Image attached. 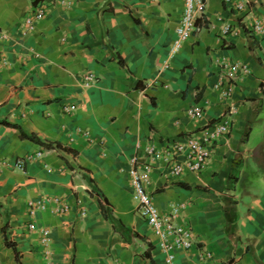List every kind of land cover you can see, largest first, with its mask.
<instances>
[{"label":"crops","instance_id":"0c3cea01","mask_svg":"<svg viewBox=\"0 0 264 264\" xmlns=\"http://www.w3.org/2000/svg\"><path fill=\"white\" fill-rule=\"evenodd\" d=\"M36 2L47 6L46 16L23 34ZM183 8V0H0L7 61L0 121L62 147L45 148L0 124V159L41 152L23 169L0 167V264L46 263L30 221L50 229L53 264H165L132 199L131 159L137 155L141 167L148 142L163 146L222 119L229 131L202 171L176 177L155 161L147 190L162 213L183 205L172 222L189 226L194 244L176 251L177 264H264V46L250 30L252 18L264 17V0L242 11L206 0L205 20L169 59ZM226 23L239 24L238 32L221 34ZM221 59L250 70L229 96L222 95L225 82L215 87ZM88 72L97 80L85 86ZM195 104L199 119L186 114ZM258 129L261 142L250 147ZM49 197L69 210L56 214L47 203L29 215L30 200Z\"/></svg>","mask_w":264,"mask_h":264},{"label":"built area","instance_id":"2783aa9c","mask_svg":"<svg viewBox=\"0 0 264 264\" xmlns=\"http://www.w3.org/2000/svg\"><path fill=\"white\" fill-rule=\"evenodd\" d=\"M68 3L71 0H65ZM184 8L180 22L175 30V37L169 47L168 58L171 59L181 48L184 41L189 39L197 27V21L205 20L206 0H183ZM231 1L233 9L242 11L249 5L250 0H227ZM47 13V6L41 2H36L26 16L23 17L21 31L23 34L29 33L35 29L37 21L43 19ZM239 24L226 23L221 29V34H236ZM252 34L258 37L261 46H264V17L252 18L250 23ZM7 61L0 54V66L6 65ZM168 63L165 62L164 66ZM219 86L225 82V89L222 91L223 96H229L233 92V85L237 78H241L250 73L249 67L245 63H241L234 59H221L218 63ZM223 79V80H222ZM97 77L94 73L88 72L83 74V84L90 86L94 84ZM63 109L71 112L75 109L73 105H65ZM186 114L191 119H199L203 114L200 105L195 104L186 109ZM228 120H215L195 131L166 142L163 146L156 143L148 142L144 146V152L148 156V160L142 164L138 163L137 155L131 159V168L129 169L130 184L132 187V199L135 202V208L139 215L144 218L157 237L159 246L165 255V264H177L176 251L187 250L194 244V237L189 226L183 224H175L172 218L177 215L182 204L172 208L169 213H162L156 207L152 195L147 190L150 183V172L152 164L155 161H162L166 164L168 170L173 176H181L185 172L198 173L202 171L211 156L213 145L222 136L229 131ZM140 144H137L139 146ZM41 152H37L34 156H27L25 159H16L13 162L0 159V167L15 166L23 169L24 162L27 159L39 158ZM47 203L52 204L51 211L56 214H64L69 210V205L60 197H49L40 201L30 200L28 202V213L33 215L36 210H44ZM180 206V207H179ZM81 213L85 211L82 208ZM29 230H37L39 232V244L44 258L45 264H53L50 260L51 254V236L48 227H36L35 222L28 223Z\"/></svg>","mask_w":264,"mask_h":264},{"label":"trees","instance_id":"16d2710c","mask_svg":"<svg viewBox=\"0 0 264 264\" xmlns=\"http://www.w3.org/2000/svg\"><path fill=\"white\" fill-rule=\"evenodd\" d=\"M118 62L123 64V60L121 58L118 59ZM138 84V83H137ZM0 124H3V125H7V126H11V127H15L19 130V133H20V136L21 138H26V139H29L35 143H38V144H41L43 145L45 148H48V149H56V150H62V147H61V144L58 143V142H46V141H42L39 137H37L35 134H28L26 132H24L21 127L17 124H14V123H10L6 120H2L0 121ZM181 186L185 187V188H190V186H188L187 184L185 183H179ZM5 244H7V246L9 247H12L13 250H14V253H15V257L18 256V251L16 249V246H15V243L10 241V240H7L5 239ZM150 246V245H149Z\"/></svg>","mask_w":264,"mask_h":264},{"label":"rangeland","instance_id":"374dc122","mask_svg":"<svg viewBox=\"0 0 264 264\" xmlns=\"http://www.w3.org/2000/svg\"><path fill=\"white\" fill-rule=\"evenodd\" d=\"M263 131L261 129H258L257 132H255V134L257 135L248 145L250 147H254L255 148V145H259V143L261 142V136H258V135H262ZM264 134V133H263ZM240 189V188H238Z\"/></svg>","mask_w":264,"mask_h":264}]
</instances>
